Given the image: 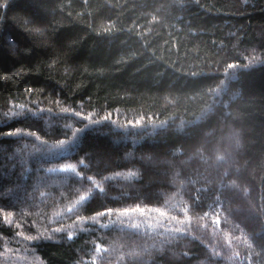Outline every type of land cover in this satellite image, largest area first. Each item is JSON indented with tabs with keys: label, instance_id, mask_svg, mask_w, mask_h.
<instances>
[{
	"label": "trees",
	"instance_id": "obj_1",
	"mask_svg": "<svg viewBox=\"0 0 264 264\" xmlns=\"http://www.w3.org/2000/svg\"><path fill=\"white\" fill-rule=\"evenodd\" d=\"M262 236L264 0H0V264H264Z\"/></svg>",
	"mask_w": 264,
	"mask_h": 264
},
{
	"label": "rangeland",
	"instance_id": "obj_2",
	"mask_svg": "<svg viewBox=\"0 0 264 264\" xmlns=\"http://www.w3.org/2000/svg\"><path fill=\"white\" fill-rule=\"evenodd\" d=\"M98 124H99V122H95L93 124L88 125V128H92L93 126H96ZM112 127H113V129L116 128V126H112ZM220 135H221L220 138L215 143V145L212 147L211 153H216L217 151H220V150L223 151L225 153V155H226V158H227V163H224V165H226L225 167H227L228 165L233 164V163H235L237 161L236 155L239 153L240 145L238 143L236 132L232 128H230V127L225 128V130H223ZM120 141H121V144H124V142L128 141V138H123ZM40 153H41V151H40ZM34 155H33V159L37 158V157H35V156H37V154L35 156ZM45 155H47V153L43 152L42 156L44 157ZM127 156H128L127 158L131 157L130 152L127 154ZM55 157H56V154H55ZM138 158H139V160L142 163L149 164L150 166H158L159 167L158 168L159 172H161L164 175H167L168 178L170 179L171 183L175 182V179H174L175 177H174V174H172V171L178 165H181V164L185 163V161H186V160H182V159H177V160L167 159V160H163L161 162V165H160V164H158L159 162H155V160L153 158L147 156L146 154H142V155L138 156ZM205 166H207V168L212 169L213 171H216L220 167L218 162H216V161H214L212 159H208L206 161V165ZM51 175L54 176L55 174L51 173ZM53 179H54V177L52 179H50L49 187L50 186L51 187H56V185H57L56 184V180H53ZM130 187L136 188V189L138 188L137 186L134 187L132 185H130ZM235 190L238 192L239 189L235 188ZM157 192L160 193V191H157ZM244 204L245 205H242V207L241 206H237L234 209L236 211L243 212L246 217H248V216L251 217L255 213V209L253 208L251 200L249 198H246L244 200ZM262 237L264 238V236H262ZM141 241H144V240H141ZM158 247L159 246H155L153 244H150L147 248H156V249H158ZM131 256L132 257H137V254L135 253V254H133ZM169 256L171 258H177V255H176L175 252H173V253L171 252ZM138 259L141 260V261H145L144 259L142 260L140 257H138ZM193 264H203V261H198V262L193 263Z\"/></svg>",
	"mask_w": 264,
	"mask_h": 264
},
{
	"label": "bare ground",
	"instance_id": "obj_3",
	"mask_svg": "<svg viewBox=\"0 0 264 264\" xmlns=\"http://www.w3.org/2000/svg\"><path fill=\"white\" fill-rule=\"evenodd\" d=\"M102 259V258H101Z\"/></svg>",
	"mask_w": 264,
	"mask_h": 264
}]
</instances>
